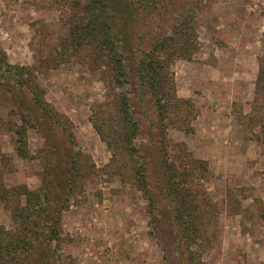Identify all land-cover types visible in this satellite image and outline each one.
Segmentation results:
<instances>
[{"label": "rangeland", "instance_id": "1", "mask_svg": "<svg viewBox=\"0 0 264 264\" xmlns=\"http://www.w3.org/2000/svg\"><path fill=\"white\" fill-rule=\"evenodd\" d=\"M88 1L0 0V264L13 263L6 245L29 234L20 216L28 194L53 191L59 171L70 168L59 159L72 154L73 186L49 202L64 205L60 232L31 263L188 264L169 218L178 205L164 185L165 163L175 160L184 171L178 189L201 214L197 264H264V93L256 85L264 74V0H159L149 26L140 15L132 50L148 53L167 38L160 57L172 55L160 72L169 80L165 111L148 94L140 102L134 81L115 83L73 47ZM178 16L184 23L175 28ZM34 85L51 130L21 121ZM124 95L142 132L122 149ZM19 127L26 157L16 150Z\"/></svg>", "mask_w": 264, "mask_h": 264}, {"label": "trees", "instance_id": "2", "mask_svg": "<svg viewBox=\"0 0 264 264\" xmlns=\"http://www.w3.org/2000/svg\"><path fill=\"white\" fill-rule=\"evenodd\" d=\"M158 5L159 0H89L82 8V16L79 18V23L73 27L71 41L73 47L76 48L77 51L80 53L84 52L82 55L85 56V54L88 53L87 56L91 59L93 66H104L106 72L111 73L115 83L131 84L134 81L138 86L136 97L140 102L142 97L148 94L149 97L157 101L155 107L165 111L167 104L163 103V105H161L160 102L161 96L166 95L167 89L165 88L168 86L164 81L169 80L166 75H161L160 72L164 70L166 66L165 62L169 63L168 60L171 59L172 55L166 54L164 58L160 57V55L162 48L164 49L168 46L167 38L160 39L153 45L148 53H140L139 55H137L138 53L136 54V50H132L129 46L130 43L133 44L138 38L141 39L139 35L135 37L134 34V28L138 25L139 21H141L139 19L140 15L145 16L143 22L145 25L149 26V23H147V21H149L147 19L149 18L147 16L156 14ZM175 20L173 26L175 28L177 26L179 27V23L180 25L184 23L182 16L176 17ZM188 46H190V44ZM91 69L93 68L91 67ZM256 85L257 92L263 94L264 74H260ZM21 87L23 86L21 85ZM169 87L172 88V85H169ZM27 89L31 92V99L30 101L27 100V103L28 106L30 104L32 108L29 109L27 113H23L21 121L26 124L30 122L29 118H34L32 123L34 126L39 124L44 127L45 131L51 130L50 123L45 118L50 116V109H48L42 99V90L38 85L27 87ZM157 96L159 97L157 98ZM119 101L121 102L118 105V112L124 130L123 133H119L118 136L121 137L119 143L122 144V149H125L127 141L131 143L135 135L141 134L142 129L134 113V110L137 109L136 104L134 102L132 103L125 95L121 96ZM176 103L178 105L177 100ZM259 119L262 118L260 117ZM261 123L262 126H264V120ZM95 130L101 136L102 140L106 141L110 146L111 142L106 140L102 131V126L98 124L95 125ZM14 133L19 136L18 143H20V145H18L20 147H17L16 150L19 151L21 156L26 157V132L19 127L15 129ZM68 136H70L71 143H74V139L70 133ZM130 146L132 148V145ZM164 154L166 153L164 152ZM72 156L67 157L66 155L60 158L59 161L66 167L71 168L72 164H76V157ZM174 161L172 160L169 163H165V177H167L164 185L166 194L168 197H173L171 202L178 205L175 209H168L170 212L169 218L173 223L175 239H177L184 249L183 251L188 264H197V253L193 251V247L198 246L199 242L202 241L204 233V230L199 226L202 223L200 219L201 214L193 206L188 205L185 191H180L178 189L180 186L178 181L184 171H180L179 163L177 164ZM189 162L191 169L188 173H192L191 171L195 169V161ZM70 168L62 170L61 173L59 171L58 176L64 175L61 177V183H59L53 191L48 189L35 195V197L28 194L25 200L26 205H28L20 210V216L24 220V223H26L24 229H26L30 235L24 231L23 235L18 237L13 243L10 241L3 251L6 257L10 259L9 261L13 260L12 264H33L29 259L34 254L42 252L39 245L44 241L49 245L56 234L60 232L58 227L60 218L59 213L64 205L62 204V207H58L57 203L50 204L49 202L54 201L53 195H55L56 191L59 192L58 195L60 196L73 186L72 184L74 181L69 175ZM52 192L53 195H51ZM49 196L50 200L48 198ZM43 200L45 206L41 204ZM49 204L50 206H48ZM34 215H38V217L35 218ZM32 220V226L27 225ZM2 255L3 254L0 253V258L3 257ZM21 259H23L22 263L20 262Z\"/></svg>", "mask_w": 264, "mask_h": 264}]
</instances>
